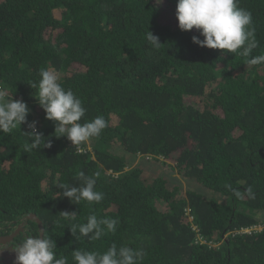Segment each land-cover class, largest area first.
I'll return each mask as SVG.
<instances>
[{
  "label": "trees",
  "instance_id": "16d2710c",
  "mask_svg": "<svg viewBox=\"0 0 264 264\" xmlns=\"http://www.w3.org/2000/svg\"><path fill=\"white\" fill-rule=\"evenodd\" d=\"M159 2L0 0V91L30 109L0 133V227L35 214L68 264L77 249L113 243L143 249L142 264H264V229L241 232L264 228V64L247 65L264 55V0H239L253 15L249 57L194 44L198 30L163 23L178 0ZM41 69L81 99V123L108 121L98 138L74 146L55 134L29 85ZM32 122L44 136L36 148ZM81 172L99 173L100 203L63 197ZM93 214L118 220L116 232L76 239L72 224Z\"/></svg>",
  "mask_w": 264,
  "mask_h": 264
},
{
  "label": "clouds",
  "instance_id": "9594fccd",
  "mask_svg": "<svg viewBox=\"0 0 264 264\" xmlns=\"http://www.w3.org/2000/svg\"><path fill=\"white\" fill-rule=\"evenodd\" d=\"M159 3H162L160 0ZM177 19L179 28L185 32L196 29L203 37L201 40L193 36V43L208 49L223 50L243 57H249L257 45L253 15L250 11L239 6V0H178ZM148 43L156 49L161 47L159 38L150 30L146 34ZM264 64V55L251 57L247 60L248 66ZM38 82L29 84L37 90L35 98L46 113V119L56 122L55 134L67 137L74 146H79L98 138L108 127V121L103 116L81 123L86 115V108L81 99L71 90L65 89L59 83L56 72L41 69ZM30 109L22 100L9 97L6 91H0V133H11L17 126L27 123ZM30 132L25 133L32 137L31 147L41 145L44 136L36 130V122L28 125ZM45 147H50L46 143ZM79 173L81 185H63V197L75 201H87L89 204L100 203L104 199L102 192L96 190V178ZM233 191L234 195L241 197L238 190L231 185H225ZM247 195L254 198L253 190L249 187ZM65 219L74 220L75 212L60 213ZM118 220L100 219L96 215L87 217L84 224H72V235L99 240L105 232L115 233ZM261 227V226H260ZM262 229H264L262 227ZM245 230V229H244ZM56 241L46 236L43 232L36 235H25L22 241L14 247L16 264H68L67 258L56 257ZM146 252L143 249L120 246L113 243L105 252L82 251L77 249L72 252L75 264H142Z\"/></svg>",
  "mask_w": 264,
  "mask_h": 264
},
{
  "label": "flooded vegetation",
  "instance_id": "af4514ba",
  "mask_svg": "<svg viewBox=\"0 0 264 264\" xmlns=\"http://www.w3.org/2000/svg\"><path fill=\"white\" fill-rule=\"evenodd\" d=\"M34 224L37 223L29 219L28 215L19 220L5 222V224L0 227V238L13 236V239L0 244V251L2 252L0 264H16V261L12 258L16 254L14 247L22 241L25 235H36L41 232L38 224L37 229Z\"/></svg>",
  "mask_w": 264,
  "mask_h": 264
},
{
  "label": "rangeland",
  "instance_id": "374dc122",
  "mask_svg": "<svg viewBox=\"0 0 264 264\" xmlns=\"http://www.w3.org/2000/svg\"><path fill=\"white\" fill-rule=\"evenodd\" d=\"M174 8V7H173ZM175 9V8H174ZM164 18L165 20L163 21L164 24L166 25H171L172 27L173 26H176L177 23H178V19H177V15H176V11L172 10V9H169L167 12L165 11L164 13ZM177 27V26H176ZM139 158H137L135 160V163L134 165H136L138 162H139ZM167 174H175L176 172H171L169 171V169H167ZM262 228V227H261ZM260 228H255L254 230H259ZM260 231V230H259Z\"/></svg>",
  "mask_w": 264,
  "mask_h": 264
},
{
  "label": "water",
  "instance_id": "95a60500",
  "mask_svg": "<svg viewBox=\"0 0 264 264\" xmlns=\"http://www.w3.org/2000/svg\"><path fill=\"white\" fill-rule=\"evenodd\" d=\"M29 219L35 221L38 224L41 232H43V233L45 232L43 222L35 214H31L29 216ZM11 239H13V236L0 238V244L6 243V242H8ZM1 255H2V252L0 251V256ZM12 258H13L14 261H16V254Z\"/></svg>",
  "mask_w": 264,
  "mask_h": 264
},
{
  "label": "built area",
  "instance_id": "2783aa9c",
  "mask_svg": "<svg viewBox=\"0 0 264 264\" xmlns=\"http://www.w3.org/2000/svg\"><path fill=\"white\" fill-rule=\"evenodd\" d=\"M241 232H242V233H248V234H251V229H245V230H242Z\"/></svg>",
  "mask_w": 264,
  "mask_h": 264
},
{
  "label": "crops",
  "instance_id": "0c3cea01",
  "mask_svg": "<svg viewBox=\"0 0 264 264\" xmlns=\"http://www.w3.org/2000/svg\"><path fill=\"white\" fill-rule=\"evenodd\" d=\"M255 228H260L261 230H262V228L260 227V225H256V226H254L253 228H251V231H253ZM259 229V230H260Z\"/></svg>",
  "mask_w": 264,
  "mask_h": 264
},
{
  "label": "bare ground",
  "instance_id": "6f19581e",
  "mask_svg": "<svg viewBox=\"0 0 264 264\" xmlns=\"http://www.w3.org/2000/svg\"><path fill=\"white\" fill-rule=\"evenodd\" d=\"M256 231V230H255Z\"/></svg>",
  "mask_w": 264,
  "mask_h": 264
}]
</instances>
